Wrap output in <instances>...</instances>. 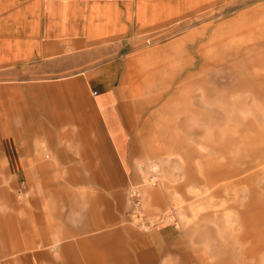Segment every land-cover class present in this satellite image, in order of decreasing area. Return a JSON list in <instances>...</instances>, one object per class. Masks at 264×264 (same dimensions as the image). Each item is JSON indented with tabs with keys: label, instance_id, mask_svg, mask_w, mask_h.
I'll use <instances>...</instances> for the list:
<instances>
[{
	"label": "rangeland",
	"instance_id": "374dc122",
	"mask_svg": "<svg viewBox=\"0 0 264 264\" xmlns=\"http://www.w3.org/2000/svg\"><path fill=\"white\" fill-rule=\"evenodd\" d=\"M124 50L121 98L135 152L121 186L101 185L103 169H64L87 181L56 197L47 193V170L29 164L31 184L21 187L4 151L14 140L21 149L25 138L4 135L0 122V264H62L53 229L59 242L119 231L114 238L131 257L123 260L134 264H264V0L196 6ZM20 93L0 88V118ZM46 151L36 158L47 161ZM105 170L116 180L117 169ZM133 187L143 225L131 217ZM65 225L86 232L64 238ZM88 261L108 260L77 259Z\"/></svg>",
	"mask_w": 264,
	"mask_h": 264
},
{
	"label": "crops",
	"instance_id": "0c3cea01",
	"mask_svg": "<svg viewBox=\"0 0 264 264\" xmlns=\"http://www.w3.org/2000/svg\"><path fill=\"white\" fill-rule=\"evenodd\" d=\"M211 1L0 0V88L21 90L19 99L3 103L0 118L4 135L25 138L21 149L14 140L4 151L16 182L21 187L25 181L31 184L25 171L31 164L33 171L47 170V193L56 197L66 194V189L71 192L68 184L87 181L72 172L61 175L64 169H103L98 173L101 185L121 186V168L130 166V154L135 152L121 98L124 49L137 34ZM89 110L96 120L94 128L88 124ZM38 136H44L46 143L31 139ZM44 150L47 161L36 158ZM108 168L118 170L116 180L108 176ZM30 192L32 200L34 188ZM147 193L154 198L151 190ZM104 223L110 225V218ZM1 232L9 237L7 241L14 235L8 228ZM51 232L63 255L62 264H81L77 259L83 255L107 258L109 262L103 264H134L129 258L123 260L130 253L121 252L122 243L114 238L119 231L60 242L55 230ZM83 232L84 228L72 225H65L63 231L64 238Z\"/></svg>",
	"mask_w": 264,
	"mask_h": 264
},
{
	"label": "built area",
	"instance_id": "2783aa9c",
	"mask_svg": "<svg viewBox=\"0 0 264 264\" xmlns=\"http://www.w3.org/2000/svg\"><path fill=\"white\" fill-rule=\"evenodd\" d=\"M130 195H131V199L132 201V210H131V217L138 219L140 224H146L147 221H145V216L142 214L141 209H140V201H139V193L137 191V189H135V187L130 188Z\"/></svg>",
	"mask_w": 264,
	"mask_h": 264
}]
</instances>
